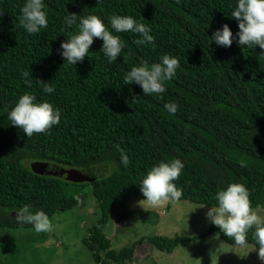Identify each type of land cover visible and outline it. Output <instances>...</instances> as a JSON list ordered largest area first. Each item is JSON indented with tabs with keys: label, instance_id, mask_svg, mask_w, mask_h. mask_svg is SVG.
<instances>
[{
	"label": "trees",
	"instance_id": "trees-1",
	"mask_svg": "<svg viewBox=\"0 0 264 264\" xmlns=\"http://www.w3.org/2000/svg\"><path fill=\"white\" fill-rule=\"evenodd\" d=\"M24 2L0 0V226L33 228L12 215L25 204L51 220L78 205L89 185L99 213L82 243L97 264H134L141 243L169 253L202 233L141 235L114 249L104 228L115 202L142 196L138 184L146 172L173 159L184 164L173 182L181 200L216 206L218 190L241 183L251 208L264 204V50L208 40L222 24L238 31L231 17L236 0H44L47 27L33 34L19 24ZM69 13L78 15L72 25L65 23ZM87 15L100 17L110 31L109 17L130 15L149 26L154 42L138 45L140 34L113 32L124 42L115 61L107 62L102 40L95 38L85 57L70 65L58 54L60 43ZM164 54L179 60L165 92L144 95L137 84H124L131 67L157 63ZM46 84L53 93L43 92ZM25 92L58 107L60 122L32 136L11 125L8 111ZM171 102L178 106L174 114L164 107ZM25 159L78 169L103 164L108 171L92 181L67 180L33 172ZM210 231L237 245L215 225ZM253 232L246 239L257 249Z\"/></svg>",
	"mask_w": 264,
	"mask_h": 264
},
{
	"label": "clouds",
	"instance_id": "clouds-1",
	"mask_svg": "<svg viewBox=\"0 0 264 264\" xmlns=\"http://www.w3.org/2000/svg\"><path fill=\"white\" fill-rule=\"evenodd\" d=\"M44 9V0H25L20 9L19 24L28 34L37 33L47 27V14ZM77 16L69 13L65 17V23H76ZM231 17L235 18L238 31L234 34L227 24H222L212 31L209 42L226 48L235 41L239 46H259L264 50V0H236ZM109 23L112 31L96 15L81 17L78 21V32L66 41H61L58 54L68 64L74 65L85 57L94 39L99 38L102 40L100 49L107 62L111 63L117 59L124 47L123 40L113 32L140 34L135 41L138 45L154 42L149 26L130 15H113L109 17ZM178 67L177 57L164 54L157 63L141 61L137 66L131 67L124 74L123 81L124 84H137L144 95L161 94L165 92L164 82L174 77ZM43 92L51 94L54 88L46 84ZM164 107L169 114H174L178 106L171 102L166 103ZM60 117L61 110L58 107L46 100L37 101L36 97L28 92L19 96L8 111L11 125L21 128L26 136L46 132L60 122ZM120 163L125 167L129 164L128 156L123 151L120 152ZM183 168L184 164L180 159L161 161L153 165L138 184L143 196L139 202L155 207L169 200L178 201L182 190L173 182ZM215 199L217 205L207 209L205 218L240 246L246 245L248 230L254 228L257 255L264 260V216L251 208L249 192L245 185L229 183L215 193ZM16 218L20 223L31 224L37 233L49 231L51 228L47 214L42 210H33L28 204L18 209Z\"/></svg>",
	"mask_w": 264,
	"mask_h": 264
},
{
	"label": "rangeland",
	"instance_id": "rangeland-1",
	"mask_svg": "<svg viewBox=\"0 0 264 264\" xmlns=\"http://www.w3.org/2000/svg\"><path fill=\"white\" fill-rule=\"evenodd\" d=\"M39 162L25 159L23 165L33 172L50 174L36 170L40 168ZM107 171L108 168L104 174ZM81 194L78 205L53 215L49 231L37 233L33 228L0 226V264H97L82 237L99 209L89 185L84 186ZM142 199L141 195H132L115 202L104 228L112 248L119 249L141 235H202L179 242L169 253L147 243L137 244L134 264H264L252 244H229L215 231L207 232L211 223L204 213L214 206L179 199L153 207L139 202ZM252 209L264 216V204Z\"/></svg>",
	"mask_w": 264,
	"mask_h": 264
},
{
	"label": "water",
	"instance_id": "water-1",
	"mask_svg": "<svg viewBox=\"0 0 264 264\" xmlns=\"http://www.w3.org/2000/svg\"><path fill=\"white\" fill-rule=\"evenodd\" d=\"M45 163V164H44ZM44 164V165H43ZM43 165V167H41ZM39 169H36L39 172H47L63 177L67 180L74 181H92L93 179L104 175L107 170L106 165H94L85 169L78 168H65L51 162H39Z\"/></svg>",
	"mask_w": 264,
	"mask_h": 264
}]
</instances>
